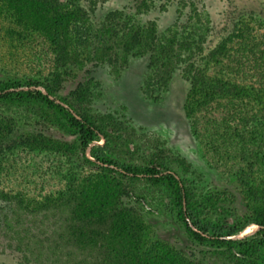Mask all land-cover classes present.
<instances>
[{
    "label": "rangeland",
    "instance_id": "1",
    "mask_svg": "<svg viewBox=\"0 0 264 264\" xmlns=\"http://www.w3.org/2000/svg\"><path fill=\"white\" fill-rule=\"evenodd\" d=\"M38 1L0 0V79L36 81L40 85L20 89L44 94L45 85L66 111L0 98V264H37L32 251L67 250L109 251V264H132L121 256L143 250L144 264H264L262 247L245 257L240 245H197L170 210L165 186L122 168L169 161L170 170L187 180L201 221L230 225L264 217L262 98L248 90L207 100L180 70L171 79L157 76L147 52L118 51L114 59L111 43L100 58L94 50L114 11H120L119 23L153 28L159 39L168 29L180 30L185 14L198 15L190 33L212 28L206 40L213 45L236 23L264 27L251 15L264 18V0H61L63 8L78 2L86 12L85 21L70 24L74 43L61 50L50 41L42 12L49 0H40L44 9ZM230 68L227 77L257 79L247 68ZM219 71L215 65L210 73ZM76 112L91 116L101 133L84 151L67 123L70 115L80 119ZM91 147L110 162L93 158ZM118 212L127 215V232L112 225ZM75 217L81 222L76 232L93 245H63L73 238L75 230L65 228ZM259 228L249 223L232 238Z\"/></svg>",
    "mask_w": 264,
    "mask_h": 264
},
{
    "label": "trees",
    "instance_id": "2",
    "mask_svg": "<svg viewBox=\"0 0 264 264\" xmlns=\"http://www.w3.org/2000/svg\"><path fill=\"white\" fill-rule=\"evenodd\" d=\"M38 3L40 8L44 9L43 2L40 3L39 0ZM62 4L63 2L61 0H49L47 7L42 11L47 16L46 21L50 25L48 31L50 41L58 46L60 50L63 49V46L71 45L75 41L74 37L68 36L70 33V24L86 20V12L78 2L68 3V5L73 6V9L63 8ZM119 14L120 11L109 13L107 17L110 20H107L104 25H101L102 31L100 30L98 40H96V46H94V50H100L99 55L97 54L99 58L101 55L103 56L102 51L109 52L112 46L115 47L114 59L119 57L118 51H122L124 54L129 51L128 56L147 52L149 66H152V68L155 67L154 73L157 76L171 79L174 73L180 70L189 79L191 89L203 94L207 100L212 99L214 96H219L214 98L221 100V96L222 98L224 96H238L252 91L253 96L262 98L261 101H258L260 105L257 113H264V33L262 31L264 27L258 29L252 25L240 27L241 24L236 23L237 26H234V29L229 33L220 35L213 45H208L206 39L209 32L212 31V28L204 29V31L199 32L195 36L190 33L192 31L191 24L201 20L198 15L185 14L182 17L185 23L182 26L179 25L180 30L177 28L173 31L168 29V32L163 36L161 35L159 39L155 36V30L153 28H143V26L138 25L128 26L126 22L119 23L116 21ZM251 15L262 23L264 22V18L260 16L261 14L252 12ZM259 32L262 33L260 34ZM215 65L220 67V71L219 73L214 72L211 74L210 70ZM231 66L243 73H245L244 70L247 68V72H253L257 75L256 81L251 82L236 79L235 77H227V74H229L227 70ZM230 80H232L231 83ZM38 85L40 83L33 80L0 79V98L9 101L20 99L34 100L52 110L66 111L62 105L56 103L54 99L49 97L51 91L45 85L46 94L38 89H20L24 86L30 87ZM76 113L80 116V119L70 115L67 123L68 127L73 129L74 134L80 139V144L84 151L101 133L95 126L91 116ZM90 153L97 161L102 163L110 162L104 155H98L93 147H91ZM169 164L167 160H156L153 161L152 165L144 166L138 170L125 165H122V168L128 173L144 174L153 182L165 186L169 191L168 206L170 210L183 226L187 236L197 245H211L218 248L227 247L230 249L240 245V247H244L243 252L245 254L243 256L245 257L252 255L256 251V248L262 247L264 250V217L247 219L243 223H233L230 225H219V223L201 221L198 210L199 205L193 200V193L187 180L171 171ZM138 171H141V173ZM40 207L42 208L43 206L40 205ZM93 213L98 214V212ZM84 214L88 215L86 211H84ZM114 216L115 219H113L112 225L119 223V230L127 232L129 221L126 213L121 214L118 212V215L114 213ZM116 217H118V220L121 217V220L117 221ZM74 220L75 224L66 226L65 228L75 230L72 233L73 238L63 239L61 237L63 239V245L66 247L93 245L94 241L90 236L83 237L81 232H76L81 222L77 217ZM249 223H255L260 228L254 234L243 239L232 238ZM17 225L19 224L16 223ZM166 254L164 255L167 256ZM96 256L99 257L97 260ZM31 257L32 262L37 264H43L44 262L48 264H97L99 261L104 262V264H109V261L114 258V255L110 254L109 251L105 255H84L67 250L65 253L32 251ZM121 258L132 264H144V250L141 253L135 252L121 256ZM190 264L192 263L190 262Z\"/></svg>",
    "mask_w": 264,
    "mask_h": 264
}]
</instances>
